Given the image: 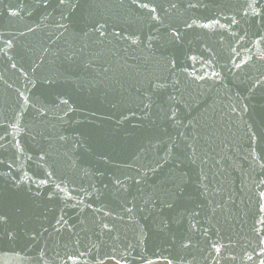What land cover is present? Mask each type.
<instances>
[{"label": "water", "instance_id": "95a60500", "mask_svg": "<svg viewBox=\"0 0 264 264\" xmlns=\"http://www.w3.org/2000/svg\"><path fill=\"white\" fill-rule=\"evenodd\" d=\"M0 216V264H260L264 0H0Z\"/></svg>", "mask_w": 264, "mask_h": 264}, {"label": "snow or ice", "instance_id": "6c2138e0", "mask_svg": "<svg viewBox=\"0 0 264 264\" xmlns=\"http://www.w3.org/2000/svg\"><path fill=\"white\" fill-rule=\"evenodd\" d=\"M61 2L63 3V0H61ZM134 2H135V0H134ZM139 7L148 8V4L142 3L139 5ZM249 7H251V5H249ZM151 11H155V9L153 8V9H151ZM205 26H207V25H205ZM133 43H135V41H133ZM6 220H7V218L5 216H0V223H5ZM70 259H71V257H70ZM249 259H251V257H249ZM260 264H264V260H261Z\"/></svg>", "mask_w": 264, "mask_h": 264}]
</instances>
